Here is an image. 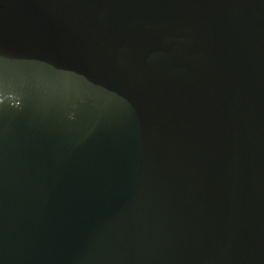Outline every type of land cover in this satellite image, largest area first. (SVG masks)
Wrapping results in <instances>:
<instances>
[{"label":"water","instance_id":"95a60500","mask_svg":"<svg viewBox=\"0 0 264 264\" xmlns=\"http://www.w3.org/2000/svg\"><path fill=\"white\" fill-rule=\"evenodd\" d=\"M0 264H264V0H0Z\"/></svg>","mask_w":264,"mask_h":264}]
</instances>
